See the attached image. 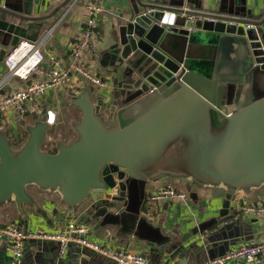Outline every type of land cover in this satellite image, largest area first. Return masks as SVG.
Returning <instances> with one entry per match:
<instances>
[{
	"label": "water",
	"instance_id": "obj_1",
	"mask_svg": "<svg viewBox=\"0 0 264 264\" xmlns=\"http://www.w3.org/2000/svg\"><path fill=\"white\" fill-rule=\"evenodd\" d=\"M0 12L33 19L4 7ZM235 24L264 30V17L239 20L166 2L130 0L112 35L116 67L122 68V76L113 79L117 91L105 96L82 83L80 93L68 97L70 108L81 114L74 139L62 142L65 127L56 126L52 113L33 117L18 151L0 132V206L31 205L26 188L35 187L57 194L70 215L97 201L87 222L100 218L107 227L115 219L109 211L129 203L141 184H183L194 202L201 189L223 190L229 203L233 194L264 192V97L238 108L235 93L227 101V85L217 79L223 76L217 67L222 39L243 35ZM257 36L246 37L250 58L244 66L264 70V32ZM254 71L246 79L261 76ZM252 84L264 87L258 79ZM227 105H233V112L222 110ZM71 109L64 113L71 117ZM48 141L55 154L41 151ZM228 212L222 216L226 232L240 211ZM187 235L180 237L182 243Z\"/></svg>",
	"mask_w": 264,
	"mask_h": 264
},
{
	"label": "crops",
	"instance_id": "obj_2",
	"mask_svg": "<svg viewBox=\"0 0 264 264\" xmlns=\"http://www.w3.org/2000/svg\"><path fill=\"white\" fill-rule=\"evenodd\" d=\"M103 13L99 18L95 34V49L92 55L83 58L85 67L103 80V87L96 88L108 96L110 90H116L113 79L122 76V68H117L113 34L117 22L123 13L129 11L130 0H101ZM148 3L166 2L172 6H185L191 11L209 12L239 20L259 21L264 17V0H143ZM83 5L74 8L60 23L63 9L42 0H0V7L8 8L10 12L19 13L32 20L18 19L0 12V79L6 76L5 60L9 53L21 42L37 43L43 41L42 50L45 63L27 81L11 77L2 84L1 99L9 92L25 87L33 82L47 80L49 71L48 57H57L64 64L70 60L69 51L84 28L87 20ZM57 24V25H56ZM56 25V26H55ZM230 27L229 29H231ZM242 32L234 35L236 38H223V51L218 56L217 67L223 76L217 75L219 81L227 85L226 100H232L235 93V104L242 108L264 96V87L254 88L250 82L248 92L243 87V66L248 64L249 45L246 37L256 38L264 30H246L244 26L233 27ZM50 35L46 38L48 32ZM260 32V33H259ZM246 34V36L244 35ZM45 38V39H43ZM261 38V37H260ZM251 60V59H250ZM115 73V74H114ZM79 80V88H95L88 82ZM115 84V85H114ZM245 89V92H244ZM117 91V90H116ZM72 97L67 87L50 90L37 100L36 104L25 105L26 114L19 119L15 112L5 113V123L0 128L7 138L23 133L27 125L32 124L33 117H46L48 113L56 116V126L65 127L60 131L61 140L68 144L74 139V134L68 125L70 120L80 119V111L71 109L68 97ZM231 97V98H230ZM232 102V101H231ZM71 109L67 116L64 109ZM224 112H233V105H227ZM21 125V126H20ZM22 128V129H20ZM54 132L53 135H57ZM54 137V136H53ZM54 137L52 140H55ZM171 184L174 189L188 194L186 201L162 200L150 201V197L165 185ZM130 196L129 203L120 204L109 214L114 216L113 224L104 227L100 218L87 222L98 208L97 201L93 204L84 203L70 215L62 204L60 197L54 193L42 192L35 187H27L31 205L19 208L14 203L0 206V225L19 223L27 233L39 231L55 232L67 223L75 221L89 228L87 238L97 244H105L113 250H130L145 256L149 264H207L210 260L222 256L229 250L241 245H255L264 242V214L255 215L241 210L244 206H264V192L252 191L246 196L231 195L219 189H201L197 193L196 202L192 201L183 184L164 183L139 185ZM145 188V189H144ZM144 195V196H143ZM235 214L231 221L233 229L226 232L223 229L222 216ZM99 226V227H97ZM184 234L186 242L180 237ZM231 235L232 238H229ZM10 256L5 250V239L0 240V264H9ZM21 264H116L112 260L91 253L83 248L69 246L61 252L55 242L29 239L24 244ZM243 264V263H230Z\"/></svg>",
	"mask_w": 264,
	"mask_h": 264
},
{
	"label": "built area",
	"instance_id": "obj_3",
	"mask_svg": "<svg viewBox=\"0 0 264 264\" xmlns=\"http://www.w3.org/2000/svg\"><path fill=\"white\" fill-rule=\"evenodd\" d=\"M42 1L52 6H58L64 0ZM78 5H83L82 7L84 8L87 20L84 23V28L81 30L80 35L70 47L69 62L64 64L57 57L49 56V71L46 81L30 83L23 88L15 89L5 95L0 102V128L5 123V113L15 112L19 119L24 118L26 114L25 105L27 103L36 104L40 97L52 89L67 87L69 88L71 96H77L80 93L78 78H80L81 82H88L95 88L99 89L103 87V80L87 69L83 62L85 56L94 53L98 21L104 11L102 1L70 0L63 8L57 24ZM235 27H240V25L235 24ZM244 28L246 30L253 29L250 25L244 26ZM50 33L51 31L48 32L46 38ZM43 41L41 40L37 43L21 42L9 53L4 63L7 73L5 77L0 79V90L2 84L11 77L27 81L31 74L36 72L45 63V55L42 50ZM187 199L188 194L186 192L174 189L171 184L158 189L150 197V201L155 202L162 200H170L172 202L186 201ZM241 210L249 214H264V206H244ZM88 232L89 228L87 226L72 221L55 232L39 231L31 234L27 233L19 223L11 222L0 225V240L5 239V250L10 256L9 264H21L24 244L29 239L55 242L59 245L61 252L69 246L83 248L91 253L108 258L116 264H149L145 256L134 251H117L112 248H107L105 244L91 242L87 238ZM239 262L243 264H264V242L255 245L241 244L222 256L210 260L207 264H230ZM160 264L167 263L163 261Z\"/></svg>",
	"mask_w": 264,
	"mask_h": 264
},
{
	"label": "trees",
	"instance_id": "obj_4",
	"mask_svg": "<svg viewBox=\"0 0 264 264\" xmlns=\"http://www.w3.org/2000/svg\"><path fill=\"white\" fill-rule=\"evenodd\" d=\"M26 139H27V134L25 133V131H23V133L13 135L11 138H8V141H9V145L11 146V148L14 151H18L24 146ZM41 151L45 152L47 154H55L56 153V150L54 149V144L52 141L46 142L42 146ZM176 190H178V189H176Z\"/></svg>",
	"mask_w": 264,
	"mask_h": 264
},
{
	"label": "rangeland",
	"instance_id": "obj_5",
	"mask_svg": "<svg viewBox=\"0 0 264 264\" xmlns=\"http://www.w3.org/2000/svg\"><path fill=\"white\" fill-rule=\"evenodd\" d=\"M243 71H245L246 72V76L243 78V81H244V84H243V87L244 88H246L247 87V85L251 82L252 83V80L253 79H258V80H261V81H264V70L263 69H261L259 66H254V68H248L247 66H243ZM255 70L254 72L256 73V72H258V73H260L259 75H261V76H250L248 79H246L247 78V76H248V74H249V71L250 70ZM255 73H253V74H255ZM242 77H243V72H242ZM17 79V78H16ZM19 80V79H18ZM88 90L90 89V88H87ZM92 96V95H91ZM264 97V96H263ZM262 98V97H261ZM92 99H94L93 98V96H92ZM260 99V98H259ZM256 101V100H255ZM251 103H253V102H251ZM250 103V104H251ZM249 105V104H248ZM247 106V105H246ZM76 123H77V121L75 120V119H72V120H70V118H69V121H68V125H69V127L72 129V133L73 134H75V125H76ZM21 126V125H20ZM20 129H22V128H20ZM0 132H1V129H0ZM21 131H18V129H17V131H16V133L17 134H19ZM16 134V135H17ZM75 136V135H74Z\"/></svg>",
	"mask_w": 264,
	"mask_h": 264
}]
</instances>
